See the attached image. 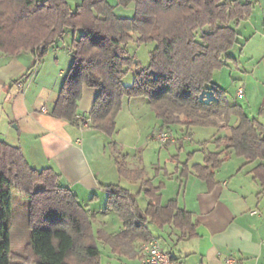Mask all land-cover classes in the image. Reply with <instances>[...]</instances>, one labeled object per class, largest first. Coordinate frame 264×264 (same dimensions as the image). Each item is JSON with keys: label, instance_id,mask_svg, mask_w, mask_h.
Wrapping results in <instances>:
<instances>
[{"label": "trees", "instance_id": "1", "mask_svg": "<svg viewBox=\"0 0 264 264\" xmlns=\"http://www.w3.org/2000/svg\"><path fill=\"white\" fill-rule=\"evenodd\" d=\"M117 5H133L135 14L118 16L110 0H81L74 9L68 0H0V52L17 56L32 51L36 66L71 31L72 64L53 116L78 125L83 89L94 88L98 93L89 118L95 129L112 137L124 98L144 97L161 122L160 131L174 125L227 128L231 134L224 140L226 149L249 162L264 161V124L231 104L227 91L213 82L225 66V55L238 43L237 27L252 15L254 0H117ZM135 35L139 45L156 43L146 67H139L128 50ZM129 70L134 77L126 85ZM220 156L207 154L206 163L196 168L210 184L223 162ZM117 165L121 176L141 181L140 189L135 193L120 185L103 186L107 210L119 214L124 228L116 235L98 234L94 215L60 184L58 173L34 168L20 147L0 141V264L15 260L6 226L14 190L30 195L27 251L34 264H46L44 259L49 264H101L98 239L115 252V244L125 238L147 243L152 240L148 223L160 229L174 225L181 238L196 235L192 214L176 200L163 205L162 185L155 187L144 169H128L124 159ZM253 173L264 187V165ZM141 193L149 198L146 209L138 201Z\"/></svg>", "mask_w": 264, "mask_h": 264}, {"label": "crops", "instance_id": "2", "mask_svg": "<svg viewBox=\"0 0 264 264\" xmlns=\"http://www.w3.org/2000/svg\"><path fill=\"white\" fill-rule=\"evenodd\" d=\"M255 4L262 6L261 18L253 11L240 21L238 43L225 55V66L215 73L213 82L227 91L231 104H239L250 118L264 124V6L254 0V9ZM68 33L72 44L74 34ZM67 46L58 41L36 66L32 51L17 56L0 52V141L20 147L34 168L58 173L60 184L94 215L98 234L116 235L124 228L119 214L107 210L103 186L120 185L135 193L140 189V180L120 175L117 160L124 159L128 169H144L155 187L162 185L163 205L176 200L197 224L195 236L181 238V230L174 225L160 229L148 223L152 239L175 262L226 264L227 258L234 257L240 264H264V187L253 173L264 161L249 162L226 149L224 140L231 134L227 128L174 125L164 130L171 141L161 144L154 138L161 122L144 97L124 98L112 137L93 125L81 128L56 118L52 111L72 61L67 66L61 63L63 53L72 57ZM241 87L245 95L240 99ZM97 93L84 87L79 115L90 116ZM236 124L234 118L232 125ZM219 152L223 162L210 184L196 168L206 163L207 154ZM138 201L146 209L149 198L141 193ZM144 244L125 238L115 244V252L98 239L101 264H142Z\"/></svg>", "mask_w": 264, "mask_h": 264}, {"label": "rangeland", "instance_id": "3", "mask_svg": "<svg viewBox=\"0 0 264 264\" xmlns=\"http://www.w3.org/2000/svg\"><path fill=\"white\" fill-rule=\"evenodd\" d=\"M68 2L70 6L74 9L77 6V4L81 2V0H68ZM110 2L113 5H116L115 13L118 16L132 17L135 14V8L133 5L123 7L117 5V0H110ZM260 2L264 6V0H260ZM257 4H255V9H253V11H255L257 15H260L259 18H261L262 6H259ZM134 38L135 39L129 43L128 50L132 55L136 56L135 63L137 62L139 67H146L150 63V52L155 48L156 43L153 42V43L139 45L136 42L137 35H135ZM70 41H71V33L66 34L63 39L59 40V42H61V44L64 45L66 48L68 47L67 45L71 46ZM68 60L70 61L72 60L71 53H66V54L63 53V57H61L62 65L67 66ZM133 77H134L133 70H129L126 77L124 78V83L126 85H130L133 82ZM28 196L30 195L22 194L14 190L12 212L6 222V226L10 232L12 251L15 255L14 264H34L33 259L31 258L30 254L27 251L28 244L30 243L32 237V232L29 226V201H27L26 199ZM43 262L46 264L50 263V261L47 259H44Z\"/></svg>", "mask_w": 264, "mask_h": 264}, {"label": "built area", "instance_id": "4", "mask_svg": "<svg viewBox=\"0 0 264 264\" xmlns=\"http://www.w3.org/2000/svg\"><path fill=\"white\" fill-rule=\"evenodd\" d=\"M245 95L244 89L241 87L238 89L237 97L243 98ZM78 125L81 128H89L92 126L93 122L89 117L78 116ZM154 138H156L161 144H167L171 141V136L167 131L158 132ZM144 257L142 259V264H179L175 262L169 255L168 252L162 249L158 241L152 239L143 246ZM226 264H240V261L234 257H229L225 261Z\"/></svg>", "mask_w": 264, "mask_h": 264}, {"label": "water", "instance_id": "5", "mask_svg": "<svg viewBox=\"0 0 264 264\" xmlns=\"http://www.w3.org/2000/svg\"><path fill=\"white\" fill-rule=\"evenodd\" d=\"M72 56H73V53H72Z\"/></svg>", "mask_w": 264, "mask_h": 264}]
</instances>
